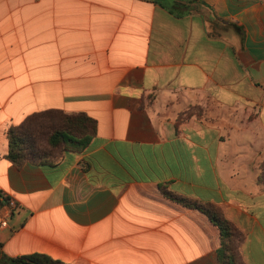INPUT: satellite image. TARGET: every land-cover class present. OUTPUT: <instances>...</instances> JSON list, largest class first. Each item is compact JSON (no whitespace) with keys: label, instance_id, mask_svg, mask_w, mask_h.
Masks as SVG:
<instances>
[{"label":"crops","instance_id":"crops-1","mask_svg":"<svg viewBox=\"0 0 264 264\" xmlns=\"http://www.w3.org/2000/svg\"><path fill=\"white\" fill-rule=\"evenodd\" d=\"M0 0V228L10 258L220 264L214 205L241 264H264V0ZM85 113L96 134L54 165L4 159L33 113Z\"/></svg>","mask_w":264,"mask_h":264},{"label":"trees","instance_id":"trees-1","mask_svg":"<svg viewBox=\"0 0 264 264\" xmlns=\"http://www.w3.org/2000/svg\"><path fill=\"white\" fill-rule=\"evenodd\" d=\"M158 4L176 17L190 13L192 0H147ZM96 134V121L85 113H65L62 110H45L28 115L6 133L8 150L3 156L20 168L25 163L54 165L65 152L81 153ZM259 182H264V162L260 165ZM166 194L184 206L203 212L219 228L221 246L217 251L220 264H241L237 250L240 239L236 228L225 219L214 205ZM0 264H66L42 253L7 257L0 244Z\"/></svg>","mask_w":264,"mask_h":264},{"label":"built area","instance_id":"built-area-1","mask_svg":"<svg viewBox=\"0 0 264 264\" xmlns=\"http://www.w3.org/2000/svg\"><path fill=\"white\" fill-rule=\"evenodd\" d=\"M14 208H16L14 197L0 193V228L8 226L7 217Z\"/></svg>","mask_w":264,"mask_h":264}]
</instances>
